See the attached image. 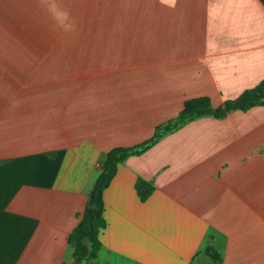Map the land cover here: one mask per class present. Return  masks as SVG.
<instances>
[{"label": "crops", "instance_id": "obj_1", "mask_svg": "<svg viewBox=\"0 0 264 264\" xmlns=\"http://www.w3.org/2000/svg\"><path fill=\"white\" fill-rule=\"evenodd\" d=\"M50 1L0 0V264H75L67 237L109 150L264 79V0ZM103 202L82 264H264V107L165 135Z\"/></svg>", "mask_w": 264, "mask_h": 264}, {"label": "trees", "instance_id": "obj_2", "mask_svg": "<svg viewBox=\"0 0 264 264\" xmlns=\"http://www.w3.org/2000/svg\"><path fill=\"white\" fill-rule=\"evenodd\" d=\"M256 106L264 107V79L255 87L243 91L236 99L225 101L217 108H213L206 97L187 100L176 118L155 127L151 138L132 147H116L109 150L101 164V172L88 194L83 214L67 237V244L72 249L73 262L82 264L92 261L100 249L99 235L105 228L103 193L115 177L121 163L131 156L143 154L165 135L193 120L202 117L223 119L231 112L247 111ZM135 191L139 200L144 202L153 193L154 186L151 182L138 178ZM206 253L213 260H219L212 249H207Z\"/></svg>", "mask_w": 264, "mask_h": 264}, {"label": "rangeland", "instance_id": "obj_3", "mask_svg": "<svg viewBox=\"0 0 264 264\" xmlns=\"http://www.w3.org/2000/svg\"><path fill=\"white\" fill-rule=\"evenodd\" d=\"M54 5H55V3L51 0L49 6H50L51 8H53ZM87 11H88V8H87Z\"/></svg>", "mask_w": 264, "mask_h": 264}]
</instances>
